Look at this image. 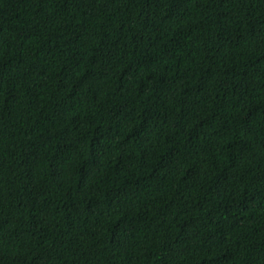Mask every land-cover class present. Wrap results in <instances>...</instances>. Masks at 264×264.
<instances>
[{
	"label": "trees",
	"instance_id": "obj_1",
	"mask_svg": "<svg viewBox=\"0 0 264 264\" xmlns=\"http://www.w3.org/2000/svg\"><path fill=\"white\" fill-rule=\"evenodd\" d=\"M0 264H264V0H0Z\"/></svg>",
	"mask_w": 264,
	"mask_h": 264
}]
</instances>
